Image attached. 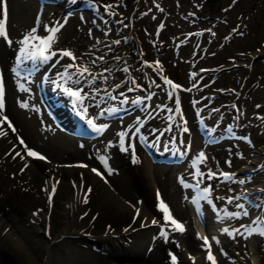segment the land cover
Masks as SVG:
<instances>
[{"label":"rangeland","instance_id":"rangeland-1","mask_svg":"<svg viewBox=\"0 0 264 264\" xmlns=\"http://www.w3.org/2000/svg\"><path fill=\"white\" fill-rule=\"evenodd\" d=\"M63 3L56 0L49 5L59 7ZM76 3L78 6L72 12L78 17L71 18L72 23L68 19L59 33L60 42L51 43L38 65L44 69L59 56L55 50L64 52L69 36L74 43H88L101 34L108 48H114L112 44L117 41L121 46H129L131 51L122 57L112 75L117 96L121 99L151 94L152 112L139 132L150 137L161 130V150L169 152L171 147L180 145L178 154H185L186 159L172 165L150 162L149 169L145 166V154L139 149L137 160L131 161L126 137L136 123L131 120L137 112L116 119L114 126L96 140L61 139L58 135L50 138L54 133L51 129L60 131L45 116L42 107L37 109L24 101L23 94L11 97L6 87L2 113L12 119L18 131L0 137V264H38L44 245L49 257L39 264H75L71 259L85 253L94 256L88 264H211L205 258L209 246L216 264H264L263 236L224 231L218 242L211 239L212 244L203 243L195 227L190 194L182 186V180H191L209 189L204 199L206 222L214 204H226L225 196L264 187V159L254 161L264 153V0H76ZM89 5L94 6L96 17L87 9ZM4 6L7 7L6 1L0 0V18ZM12 12L15 28L7 32V39L0 38V62L4 74L9 71L5 74L7 81L25 47L24 40L12 38L18 21L17 11ZM34 14L35 8L28 25L33 23ZM55 15L56 11L50 19ZM100 19L103 26L97 23ZM45 23H41L38 34L45 32ZM197 30H203V36L196 49L195 38H186V33ZM78 49L84 61L96 64V58L82 53L87 47L81 44ZM134 59L136 62L132 63ZM64 61L71 62L68 57ZM223 66L231 68L214 73ZM39 74L40 71L35 72L34 78ZM161 76L185 86L200 79L195 87L181 92V115L174 117V103L165 94ZM204 84L207 86L201 87ZM203 94H212L209 108L220 106L218 115L222 120L218 128L231 131L226 138L205 148L195 128L197 108L209 97L197 101ZM93 107L97 111L105 108ZM214 119L212 116L208 121ZM34 128L37 135L26 132L32 133ZM112 128L119 131L113 139ZM184 128L190 131L185 132ZM17 135L24 144L17 140ZM50 139L58 141V146L51 145ZM12 145L16 147L11 149ZM25 145L44 154L46 160L29 156ZM26 156L29 160L23 162ZM256 163L261 165L254 173L243 174V169L250 166L254 169ZM219 169L234 172V178L219 181L210 176ZM76 194L82 197L81 206L79 203L70 206ZM158 194L169 204L174 216L185 223L183 232L162 219L156 207ZM251 196L257 201L264 199L260 194ZM237 201L243 200L233 201L232 211L238 209ZM135 209L139 215H135ZM244 210H240V216H232L228 223L231 228L254 215L252 209ZM32 216H39L41 224L31 223ZM38 225L40 228H35ZM9 228L20 234V241L14 243L15 239L6 237Z\"/></svg>","mask_w":264,"mask_h":264},{"label":"bare ground","instance_id":"bare-ground-1","mask_svg":"<svg viewBox=\"0 0 264 264\" xmlns=\"http://www.w3.org/2000/svg\"><path fill=\"white\" fill-rule=\"evenodd\" d=\"M5 1H6V5H7L6 9L8 8L7 9V23H6V30H7L8 34L12 31L13 28H15V23L12 20V14H13L12 11L16 10L18 13L17 14L18 21H16L17 27H16V30L12 34V38L14 36L17 39L25 40V38L29 37V36L35 37V39H30L31 41H29L27 44L24 43L25 47H22V50L20 52V56H19L20 59L18 61V64H19L18 67H24L22 65V59L25 58L30 53L36 51L37 45L34 46L33 43L38 44L40 38L45 34V32L49 31L52 28H58L57 27L58 23L61 22L62 19H65V15H69L68 19L70 18L69 19L70 23H72L71 18L78 17V15H76L71 10L72 7H77L78 3L75 2V4H73L71 7L67 6V4L70 3L71 0L70 1L63 0V2H64L63 5L61 6V4H60L59 7H52L51 8L52 11H49V9H50L49 7H51V6L47 7L46 5H43V8L40 11V6L35 2V0H5ZM78 2H79V0H78ZM89 6L90 7L87 6V9H89L91 11V14H93V16L96 17V15H95L96 11H94L95 10L94 6H91V5H89ZM34 8H35V14L32 17V19L34 21H33V23H31V25H28V23L30 21L32 22L31 14H32V11ZM2 10H3V8H1V13H2ZM55 11H56V15L60 16L57 23L54 22V18L56 17V15L54 16V18L52 20L50 19V16H52V14ZM38 12L41 13L39 21L36 20V15ZM68 19H67V21H68ZM42 22H46L45 26L47 28H46V31L44 33L39 35L38 33L41 30L40 26H41ZM97 23L102 25L103 22L100 19V21ZM62 28H63V26L61 28H59L60 30L55 34V39L52 41V43L53 42L54 43L60 42L59 33L61 32ZM69 28L72 29V26L70 25ZM33 29H35V31H33ZM101 31L104 34L107 33V31L104 29ZM8 34H7V37H9ZM50 35H52V33H50ZM70 37L71 36L66 38V40H65L66 43L64 45L65 46L64 49H65V51H70L73 54V56L75 57V59L68 57V56L64 57V56H61L59 54V56L51 62L53 64V66L50 68L49 76H48V81L50 84H49V89H48L49 93L47 94V96L48 97L50 96L52 98L51 100H52V103L54 104V107H56L60 112H61V106L63 104H65L67 100L65 99V97L63 95H61L59 93V90L54 89L52 87L53 84L77 82L78 85H81V84L84 85V92L88 93V98L84 102H82V104H89L92 107V103H94V104L100 103L101 100L107 99V96H108L107 90L108 89H111L112 91L115 90V84L112 81L114 76H112V75H113V73L115 74V71L118 69L117 65L119 64V61L122 59V57L128 55L129 50L131 51V48L129 46H121L119 42L112 44V45H115L114 48H108L107 46H105L104 40L102 39L103 35H101V34L95 38L93 37L92 41L88 42V43L86 41L74 43L76 41L75 40L73 41ZM81 44H83L85 47H87L86 51H82V53L85 52L86 55L90 54L92 58H96L97 59L96 64H89L83 60V58L80 56V50L78 49L79 46H81ZM87 52H89V53H87ZM36 54L37 55H35V57L31 60V62H32L31 67L35 71H41L42 69L40 67H42V66L38 65V64L41 62V60H44L43 59L44 55L41 56L38 52ZM50 54H54V53H50ZM62 57L64 59L66 57H68V59L70 58L71 62L69 63L68 61H64V59L62 60L61 59ZM46 60L47 61L50 60V57L48 56V58ZM77 60L81 61L82 63L78 65L76 62ZM42 62H43L42 64L45 63V61H42ZM135 62H136V59H134L132 61V63H135ZM49 64H50V62H49ZM37 65L39 67H36ZM70 65H71V67H69ZM84 69H87V71H84ZM8 73H9V71L7 70L5 72V74L8 75ZM11 73L13 74L12 75L13 77L8 76V78H10V80L7 81L5 78V91L4 92H6V87H7L8 94L11 97H15L18 94H23L25 97V98H23L24 101H26L27 103H31L32 106L34 104L37 109H40L39 108L40 106L37 103L39 101V98L37 96V91L39 88L40 77H39V80L37 78V80H38L37 81L34 78L35 72L26 76L23 74L16 73V72H14V70L11 69ZM43 73L40 72V75ZM11 78H13L14 80H11ZM104 79L106 80L105 83L99 82V81H102ZM117 79H118V77H117ZM18 84H20V86ZM105 85H108V86H105ZM71 87H73V86H71ZM101 94H103L102 97H101ZM144 95H146V94H142V96H144ZM147 107H148V104L146 102H142V106L139 107L137 110L139 113H143ZM31 109H32V107H31ZM148 110H149V108L146 110L145 114L148 112ZM155 110H157V109H155ZM31 124H33V123H31ZM48 124H49V122H48ZM114 124H115L114 121L109 122L110 126H114ZM13 125L15 126L14 132H17L18 131L17 126L14 123H13ZM28 125H29V123H28ZM168 127H170V124L167 125V129H168ZM30 128H32V127L30 126ZM195 128L197 129V126H195ZM112 129H113V131L110 134L111 139H113V136L116 133L117 134L119 133L118 128H116V129L112 128ZM51 130L54 133L52 132L53 134L51 136H49L50 138L53 137V135H55V136L58 135L61 139L62 138L64 139L65 137H66V139L70 138L66 134H62L61 132H58V131L53 130V129H51ZM189 131H190V129H189ZM26 132H28V134H31L32 136H34V133L36 135L38 133L36 128H34L32 133L30 131H27V130H26ZM11 133H12L11 131L8 132V134H11ZM190 133L191 132H189L188 135H186V134H184V135H186L188 137ZM121 138H122V134H121ZM55 141L50 139V144L57 147L58 141H56V142ZM145 159H146L145 166H147V168L150 169V161H149L148 157H145ZM261 159H264V153L262 155L256 157L254 161L257 162V161H260ZM27 160H29V158L26 156V157H24L23 162H26ZM253 163L255 165V162H253ZM247 168H249V167H247ZM219 171L220 170H218L216 172H219ZM48 176L51 180V176L50 175H48ZM252 191H253V193H255L257 195L259 193L260 189L258 187H255L252 189ZM190 197H191V195L188 198L189 200H190ZM81 201H82V197L76 194L74 197H72V199L70 200L69 203H70V206L76 205L77 203H79V205L81 206ZM224 202L226 203V201H224ZM232 204H233V201L230 204H227V203L224 204L223 203L219 206L216 205L213 208V211L210 212L212 215H209L208 221L203 225L198 220L195 219V221H194L195 227L198 228L197 230L200 231L202 238H209L210 239V238L214 237L215 235L219 236V235H221V233L223 232L224 229H228L230 227V225L228 223L230 220H232V216H228L227 214H228L229 210L230 211L232 210L230 208V206H232ZM232 212H233L232 213L233 215H236V216L240 215L238 213V211H232ZM30 221H31V223L37 222V223L41 224V219L39 218V216H37V217L32 216ZM147 225L148 226L150 225L149 222L147 223ZM37 227H38V229L40 228L39 225L35 226V228H37ZM21 229L24 230L23 228H21ZM5 234H6L7 238L15 239V240H13L14 243H17L18 241H20V237H19L20 234L18 235V233H15L14 230H12V228H9L5 232ZM31 238L34 239L33 237H31ZM32 241H34V240H32ZM20 243H22V241ZM210 244H212V242H210ZM41 249H42L43 257L41 258V256H40L41 259H40L39 263H42L43 260L46 261L47 258L49 257V252H47L46 245L42 246ZM41 249H40V252H41ZM39 255H40V253H39ZM52 255H54V254H52ZM90 255L91 254H87V253H85L84 255L82 254L80 256L76 255L75 258L71 259V261H72V263H75V264H88V263H90L92 258H94V256H90ZM50 264H51V262H50Z\"/></svg>","mask_w":264,"mask_h":264},{"label":"snow or ice","instance_id":"snow-or-ice-1","mask_svg":"<svg viewBox=\"0 0 264 264\" xmlns=\"http://www.w3.org/2000/svg\"><path fill=\"white\" fill-rule=\"evenodd\" d=\"M6 21H7V9L6 7H4L3 9V18H0V37H3L5 39H7V30H6ZM62 27V26H61ZM60 29L59 28H52L50 31L52 33V35L48 36L47 39L45 40H41L40 41V44L42 45V47L39 49V54L41 56L44 55V52L50 48L51 46V43L52 41L55 39V34L59 31ZM33 31H35V29H33ZM30 39H35V37H26L25 40L23 41V43L27 44L29 42ZM118 43V41H117ZM64 56H68V57H71L73 59H75V57L73 56V54L70 52V51H64L62 53ZM48 57H45V59H47ZM71 67V65L69 66ZM84 71H87V69H84ZM167 84L169 85H172V87L174 89L176 88H180L179 85H175L173 84V82L171 80H167L165 81ZM72 96H75L77 98V100H80L81 99V96H80V92L78 91H75V92H71L70 93ZM4 88H3V82L2 80H0V113L3 112V109H4ZM177 105L179 106V101L177 100ZM3 119L6 121L7 120V117H3ZM89 123H91V121H89ZM9 127H11V123L9 122ZM13 131H15V129L13 128ZM184 131L187 132L188 129L187 128H184ZM21 144H24L23 140L20 141ZM25 148L27 149V146L25 145ZM27 154L29 156H32L34 158H38V159H41V160H44L46 159L44 156L36 153L34 150H31V149H27ZM17 155H20L19 153H17ZM201 158L203 159V154L201 153ZM83 167H86V165H81ZM25 167H27V165H25ZM93 171H96L95 169ZM100 173H97V175H99ZM211 175H214V174H211L210 173V176ZM227 175V174H225ZM90 191V190H89ZM53 192H54V189H53ZM209 193V189H204V194L200 197L201 199H207V195ZM159 195V194H158ZM85 202H87V200H85ZM160 210L163 211L165 213V221L166 222H171V224L174 226L175 230L177 231H180V232H183L185 229H184V226L179 223L178 221H176L171 213H170V210L168 209L167 205H165L163 203V201L160 202ZM137 215H139V210L137 209ZM244 215H247V213H244ZM153 223H156V221L154 220ZM254 223H257L258 225H264V221H256ZM223 231L225 232H228V229H224ZM238 231V230H237ZM254 231H258L260 235H264V227H259L257 229H250L249 230V235L252 234V232ZM231 234V233H229ZM215 239V238H214ZM218 242V241H217ZM205 243L207 244V238H205ZM210 247V246H209ZM208 259L210 261H212V264H216V261H215V258L211 255V253L209 252V255H208ZM173 260H175V257H173Z\"/></svg>","mask_w":264,"mask_h":264}]
</instances>
